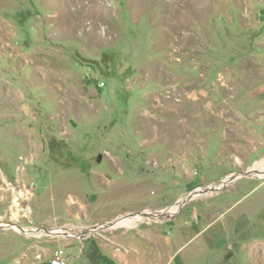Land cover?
<instances>
[{
	"label": "rangeland",
	"instance_id": "obj_1",
	"mask_svg": "<svg viewBox=\"0 0 264 264\" xmlns=\"http://www.w3.org/2000/svg\"><path fill=\"white\" fill-rule=\"evenodd\" d=\"M56 250L264 264V0H0V264Z\"/></svg>",
	"mask_w": 264,
	"mask_h": 264
},
{
	"label": "bare ground",
	"instance_id": "obj_2",
	"mask_svg": "<svg viewBox=\"0 0 264 264\" xmlns=\"http://www.w3.org/2000/svg\"><path fill=\"white\" fill-rule=\"evenodd\" d=\"M222 186V184L220 185V187ZM216 187H209V188H206L205 190L202 189V190H197L195 191V193L193 194V197L200 194V192L202 191H205V192H211L213 189H215ZM192 197V198H193ZM180 208V203L174 205V206H171L169 207L168 209H165V210H159V211H153V210H150V209H147L145 210L144 212L142 213H139L135 216H131V217H126V218H118L112 222H108V223H105L103 225H97V228H100V227H105V226H119L123 223H131V222H137V221H142L144 220L145 218L147 217H159L161 215L165 216L166 214H169V213H174L175 210L179 209ZM17 230L19 231H23V232H28L30 234H45V233H51V234H54V235H59V234H62L64 236H71V235H76V234H80L83 232L84 229H76V228H72V229H64V228H52V229H41V228H30V229H27V228H23L21 226H18L16 228Z\"/></svg>",
	"mask_w": 264,
	"mask_h": 264
},
{
	"label": "water",
	"instance_id": "obj_3",
	"mask_svg": "<svg viewBox=\"0 0 264 264\" xmlns=\"http://www.w3.org/2000/svg\"><path fill=\"white\" fill-rule=\"evenodd\" d=\"M252 174H258V172L254 169H249L248 171H246L244 173V175H252ZM231 180V177H226L223 180H221L220 184H222V186H224L225 184H227L229 181ZM205 190V189H204ZM195 192L190 193L187 197H185L184 199H182L181 201L178 202V204L180 203V209L183 207L184 204H186L190 199H192L193 194ZM179 209V211H180ZM143 211L139 212L142 213ZM162 217H171L173 216V214H166L165 216L161 215ZM12 227H17V224H10ZM93 228H97V226H93Z\"/></svg>",
	"mask_w": 264,
	"mask_h": 264
},
{
	"label": "built area",
	"instance_id": "obj_4",
	"mask_svg": "<svg viewBox=\"0 0 264 264\" xmlns=\"http://www.w3.org/2000/svg\"><path fill=\"white\" fill-rule=\"evenodd\" d=\"M69 261V254L63 250H56L52 256L51 264H67Z\"/></svg>",
	"mask_w": 264,
	"mask_h": 264
},
{
	"label": "crops",
	"instance_id": "obj_5",
	"mask_svg": "<svg viewBox=\"0 0 264 264\" xmlns=\"http://www.w3.org/2000/svg\"><path fill=\"white\" fill-rule=\"evenodd\" d=\"M50 264V263H49Z\"/></svg>",
	"mask_w": 264,
	"mask_h": 264
}]
</instances>
